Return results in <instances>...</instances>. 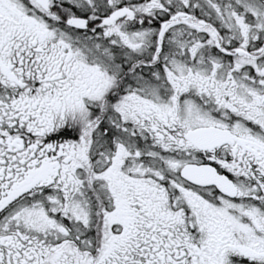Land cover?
<instances>
[{
	"label": "snow or ice",
	"instance_id": "snow-or-ice-1",
	"mask_svg": "<svg viewBox=\"0 0 264 264\" xmlns=\"http://www.w3.org/2000/svg\"><path fill=\"white\" fill-rule=\"evenodd\" d=\"M0 264H264V0H0Z\"/></svg>",
	"mask_w": 264,
	"mask_h": 264
}]
</instances>
